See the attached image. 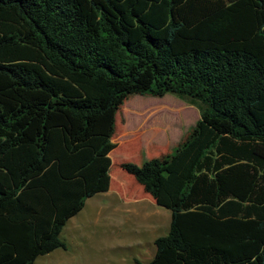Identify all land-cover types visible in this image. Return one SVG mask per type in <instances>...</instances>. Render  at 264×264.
Returning a JSON list of instances; mask_svg holds the SVG:
<instances>
[{"label":"trees","instance_id":"1","mask_svg":"<svg viewBox=\"0 0 264 264\" xmlns=\"http://www.w3.org/2000/svg\"><path fill=\"white\" fill-rule=\"evenodd\" d=\"M166 94L199 119L119 165L170 211L145 264H264V0H0V264L66 248L120 107Z\"/></svg>","mask_w":264,"mask_h":264},{"label":"rangeland","instance_id":"2","mask_svg":"<svg viewBox=\"0 0 264 264\" xmlns=\"http://www.w3.org/2000/svg\"><path fill=\"white\" fill-rule=\"evenodd\" d=\"M199 117L200 109L197 105L172 94L161 98L130 96L116 114L112 137L116 148L111 152L112 158L110 156V175L123 185L133 182L140 187L119 167L120 163L141 166L151 158L171 153ZM118 205L121 206L122 203L115 192L98 194L88 199L84 208L62 229L60 239L65 243L66 249L56 250L57 252L35 264H136L137 261L145 264L151 260L155 253L151 240L168 233L170 212L153 206L168 215V223H162L159 227L155 225L156 228L151 232L139 233L134 228L145 226L147 221L139 225L142 220L129 217L128 214L120 216L121 211L110 214L106 220L104 216L107 211ZM126 207L122 205V208ZM155 218H152L153 223ZM159 222L161 223V218ZM142 242L144 245L140 246Z\"/></svg>","mask_w":264,"mask_h":264},{"label":"crops","instance_id":"3","mask_svg":"<svg viewBox=\"0 0 264 264\" xmlns=\"http://www.w3.org/2000/svg\"><path fill=\"white\" fill-rule=\"evenodd\" d=\"M111 192H115V194L117 195V198L121 201L122 205L127 206V207L122 208V205L121 206L118 205L116 207H113L112 210L107 211L106 216H104V217H106V220L109 219L110 214H114L117 211H121L122 214L120 216H124V214H128L129 217H135L139 220H142L141 222H139V225H141L143 223V221H147L145 226H138V227L134 228V229H137L139 233L151 232L152 230H154L156 228L155 225L157 227H159V226H161L162 223H165V224L168 223V219H169L168 215H165L163 212L158 211V209L153 208V206H157V205L154 203V201L151 199V197L149 195L143 193L141 187L135 186V183H133V182H126V184L123 185L117 179L114 180L112 175H110L109 189L106 192H100V193H97V194L87 198L86 201L88 199L98 195V194H109ZM86 201H85V203H86ZM129 205H131V208H128ZM84 206H85V204H84ZM157 207H160V206H157ZM160 208H162V207H160ZM163 209H165V208H163ZM165 210H167V209H165ZM129 211H131V212H129ZM166 216H167V218H166ZM73 217H71V218H73ZM153 217H156L154 219V221H155L154 223L152 220ZM160 218H161V223L159 222ZM149 220H150V222H149ZM125 222H127V220ZM168 227H169V223H168ZM127 230H129V228ZM127 230L125 229V231H127ZM134 232L138 233L137 231H134ZM154 239L155 238H153L151 240V243H154ZM142 245H144L143 242L140 244V246H142ZM59 249H62V248H59ZM59 249H56V250H59ZM65 249H63V250H65ZM56 250H54V251H52L46 255H42V256L37 257L33 264H35L36 262H39V261L41 262V260H44V258H46L47 256H50L51 254H54L55 252H57Z\"/></svg>","mask_w":264,"mask_h":264}]
</instances>
